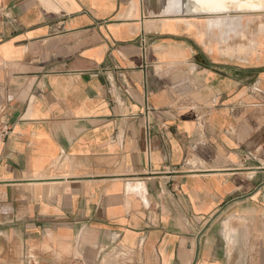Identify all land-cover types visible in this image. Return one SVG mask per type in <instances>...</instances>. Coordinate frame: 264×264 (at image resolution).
Returning <instances> with one entry per match:
<instances>
[{
	"label": "crops",
	"instance_id": "obj_1",
	"mask_svg": "<svg viewBox=\"0 0 264 264\" xmlns=\"http://www.w3.org/2000/svg\"><path fill=\"white\" fill-rule=\"evenodd\" d=\"M191 4L0 0V264H264V32Z\"/></svg>",
	"mask_w": 264,
	"mask_h": 264
},
{
	"label": "bare ground",
	"instance_id": "obj_2",
	"mask_svg": "<svg viewBox=\"0 0 264 264\" xmlns=\"http://www.w3.org/2000/svg\"><path fill=\"white\" fill-rule=\"evenodd\" d=\"M206 1V0H205ZM235 0H208L207 4H199L197 2H192L193 7L196 9L194 11V13H198V12H220V14H224V12L229 11L233 5H231L232 2H234ZM247 1V0H244ZM244 1L240 2L237 6V8H235V10H239L240 13H246V12H257V11H261L264 9V5L262 4V2L260 0H251L249 2H245ZM152 4V3H151ZM222 11H224L222 13ZM203 14V13H201ZM205 14V13H204ZM207 14V13H206ZM205 14V16H206ZM215 14V13H214ZM219 13H217L218 15ZM247 14V13H246ZM196 15V14H195ZM210 14H207V16ZM212 15V14H211ZM216 15V14H215ZM225 15V14H224ZM223 15V16H224ZM240 15V14H239ZM199 16V13H198ZM204 16V15H203ZM219 16V15H218ZM226 16V15H225ZM221 17V16H220ZM211 19V17H210ZM219 19V18H218ZM221 20V19H220ZM211 21V20H210ZM208 22V21H207ZM214 22V21H212ZM220 22V21H219ZM213 23H210V25ZM217 24V23H215ZM209 25V24H208ZM223 25V24H222ZM214 26V24H213ZM221 26V25H220ZM216 27V26H215ZM241 45V44H240ZM239 45V46H240ZM230 47V45H228ZM242 46V45H241ZM223 47V46H222ZM245 47V46H244ZM248 47V46H246ZM242 48V47H241ZM224 51V50H223ZM229 53V52H228ZM248 53V52H247ZM250 54V53H249Z\"/></svg>",
	"mask_w": 264,
	"mask_h": 264
},
{
	"label": "rangeland",
	"instance_id": "obj_3",
	"mask_svg": "<svg viewBox=\"0 0 264 264\" xmlns=\"http://www.w3.org/2000/svg\"><path fill=\"white\" fill-rule=\"evenodd\" d=\"M190 1L197 2V3L203 4V5L208 3V0H206V1L205 0H190ZM242 1H244V0H235L234 2L231 3V5H234L235 8H237L238 4ZM249 1H251V0L244 1L243 3L249 2ZM260 1L264 5V0H260ZM195 10L196 9L193 7L192 11L194 12ZM246 13H240L241 19H242V22H241L242 43L245 42L244 40H246L245 38L248 36V33L250 31L249 30L250 25L247 23L250 15L252 16L253 19H254V17L257 18V32H264V9L261 11H257V12H252V13L246 12Z\"/></svg>",
	"mask_w": 264,
	"mask_h": 264
},
{
	"label": "built area",
	"instance_id": "obj_4",
	"mask_svg": "<svg viewBox=\"0 0 264 264\" xmlns=\"http://www.w3.org/2000/svg\"><path fill=\"white\" fill-rule=\"evenodd\" d=\"M70 264H85V263L79 259H74Z\"/></svg>",
	"mask_w": 264,
	"mask_h": 264
}]
</instances>
